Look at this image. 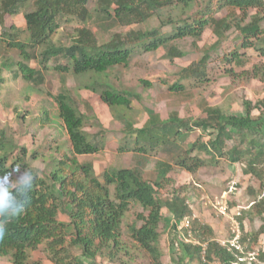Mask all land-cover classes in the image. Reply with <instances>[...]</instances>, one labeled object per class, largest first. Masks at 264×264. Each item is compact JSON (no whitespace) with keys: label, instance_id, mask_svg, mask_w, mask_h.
Wrapping results in <instances>:
<instances>
[{"label":"trees","instance_id":"obj_1","mask_svg":"<svg viewBox=\"0 0 264 264\" xmlns=\"http://www.w3.org/2000/svg\"><path fill=\"white\" fill-rule=\"evenodd\" d=\"M251 11L254 14H250ZM172 12H177L176 17ZM221 12L227 14L218 17ZM20 14L24 27L18 29L12 25L7 30L5 18ZM153 18L157 26L137 27L145 26ZM72 21L82 26L74 29L69 45L54 43L53 37L61 24ZM263 21L264 0H0V43L11 54L0 60V92L9 82L8 74L11 79H20L30 86L44 103L39 105L40 125L44 127L56 121L71 147L70 155L59 145L53 149L54 156L46 161L49 176L40 172L24 213L8 222V232L0 239V260L9 258L11 264H44L29 259L32 252L40 250L50 264H98L97 259L116 264L120 255H129L138 248L145 253L148 264H162L159 250L162 211L166 210L171 221L179 222L192 215L189 202L193 200V195L183 187L173 188L167 198H162V192L169 183L168 174L173 167L194 174L208 165L197 154L210 156L212 163L225 159L230 164H244L243 173L254 177L262 187L264 97L254 104L244 100L241 116L204 105V118L183 119L176 111H171L167 119L161 120L158 114L149 113L143 125L135 128L128 114L133 102L140 97L115 84L110 74L115 68L127 67L132 56L139 52L163 50L169 61L183 58L175 43L187 38L195 43L210 29L216 41L202 50L201 59L179 72V80L207 82L210 53L217 51L230 32H237L240 44L224 56V64L244 68L248 61L239 50L254 49L264 57ZM91 23L130 29L101 42L88 28ZM22 34L25 37H21ZM49 61L55 63L53 70L60 80L54 92L45 86ZM228 73L233 74L231 70ZM243 74L247 79L264 81V64L253 65ZM69 78L77 84L68 86ZM142 83L150 87V82ZM81 90L97 95L103 104L122 116L120 153L132 151L142 158L149 152L161 151L172 158L173 165L156 162L150 179L144 177L143 163L132 168H106L100 177L95 176L91 163L78 160L79 156L95 155L103 148L102 140L97 137L99 131L94 135L87 131L90 125L96 126L97 117L81 110V106L90 110L87 102L79 100ZM169 91L181 94L185 89L177 83ZM254 111L258 116L252 115ZM23 112L17 108L16 118H23ZM193 130L200 131L207 140L189 143L185 150L174 145L176 138L183 141L186 133ZM53 141L57 142V138ZM24 144L7 136L0 128V170L31 166V162L41 156L40 150L29 152ZM52 187H56L57 193ZM257 198L251 213L260 217L264 214V190ZM133 205L140 206L146 215L137 216L139 227L133 225L128 229L130 244H127L123 218ZM61 215L66 216V222L60 220ZM193 227L199 233L197 237L208 240L213 236L209 226L198 224L196 220ZM169 232L176 264H232L236 261L234 252L214 239H209L202 259L199 246L179 241L173 224ZM241 241H246V234ZM77 249L79 255H74ZM263 256L261 254V259Z\"/></svg>","mask_w":264,"mask_h":264},{"label":"rangeland","instance_id":"obj_2","mask_svg":"<svg viewBox=\"0 0 264 264\" xmlns=\"http://www.w3.org/2000/svg\"><path fill=\"white\" fill-rule=\"evenodd\" d=\"M176 13L172 12L175 17ZM226 14L227 12H221L217 16L224 17ZM250 14H254V11H251ZM12 25L18 29L24 27L22 14L5 18L7 30ZM157 25L156 18H153L145 26L137 27L143 29V27L148 28ZM81 26L73 21L61 24L58 33L53 37L54 43L69 45L74 29ZM88 28L95 34L96 39L101 42L108 40L112 35L125 34L130 29L113 26L112 24L109 26L107 23L104 25L91 23ZM261 28L264 29V21L261 23ZM237 35L235 31L228 33L218 46L217 51L210 53L206 69L207 82L201 83L193 79L179 80V72L182 68L201 59L203 56L202 50L216 41L210 29H206L200 40L195 43L189 38L175 43L184 54L183 58H175L173 61H169L165 59L163 50L148 54L139 52L132 56L127 67L115 68L110 74L111 80L140 97V100L133 102L128 114V116H132L134 127L140 128L149 113L158 114L161 120L167 119L171 111H176L179 117L183 119L204 118L205 114L202 111L204 105L219 107L226 114L244 115L242 108L244 100H249L254 104L264 97V81L253 78L247 79V76L243 73L250 70L253 65H263L264 57L259 56L254 49L239 50L240 53L245 54L248 61L244 68L233 64H224L222 62L224 56L234 51L240 44ZM21 37H25V35L22 34ZM4 38L7 37L4 36ZM8 55L11 54L4 50V44L0 43V60ZM46 65L48 69L45 71L47 80L45 86L47 90L54 92L60 82L53 70L55 63L49 61ZM228 70H231L233 74H229ZM6 77L9 78V82L4 85L0 92V128L5 130L7 136L14 138L21 144L25 143L29 152L36 149L40 150L41 156L36 161L31 162V166L39 169L42 175L49 176L50 170L46 167V161L54 156L53 149L59 145L65 153L70 155L71 147L66 133L56 121H51L44 127L41 126L38 119L41 115L39 105L44 104L42 98L34 93L35 91L33 92L29 88L30 86L22 80H13L9 74ZM142 81L150 82V87L143 85ZM177 83L184 86V93L177 94L169 91V88ZM76 84L72 78L67 80L68 86H75ZM78 95L79 100L87 102L90 109L81 106V110L86 115L93 113L94 117H97L96 126L90 125L87 131L91 135L99 131L97 137L103 142V148L97 154L78 157L80 162H88L93 165L95 176L100 177L106 168H132L137 163L141 165L143 163L144 177L150 179L154 174L153 169L156 162L165 161L173 165L172 158H167L165 153L161 151L149 152L143 155V159L136 152L120 153L118 146L122 143V128L124 126L122 116L116 110L103 104L99 97L93 93L81 90ZM17 108L24 111L23 118H16ZM252 115L258 116V112L254 111ZM262 122L264 125V119ZM55 138H57V142L53 141ZM128 139L131 140L132 137H128ZM201 139L205 141L207 137L202 135L200 131L193 130L186 133V138L183 141L176 138L174 145H180L181 149L185 150L189 143ZM193 155H196V153L194 152ZM197 156L205 160L208 165L194 174H188L173 167V170L168 174L169 183L166 184L162 192V198H167L173 188L176 190L182 187L186 188V191L193 195V200L189 204L192 207L191 212L194 220L198 224L209 226L213 231V236H209L208 239L217 241H226L232 234L231 221L219 215L214 208L218 204L227 202L230 217L237 212H241L236 221L239 224L241 237L246 234V241L242 242L245 256L248 257L247 255L253 254L255 258L251 264H264V256L262 259L260 257L261 254L264 255V214L259 217L255 213H251L253 204L258 200L257 196L261 190H264V181L261 187L254 177L244 174L245 165L242 163L230 164L225 159H217L212 163L210 156L204 154H197ZM145 158L146 160H144ZM262 170L264 178V166ZM229 182L237 184V191L234 195L225 196L224 198L223 193L226 191ZM52 189L57 193L56 187H52ZM207 202H210L211 205ZM162 213L164 221L159 228L161 263L176 264L173 253L175 247L172 246L169 237L171 236L169 230L172 225V217L166 210H163ZM138 215H146V213L142 211L140 206L133 205L123 218V232L127 244H130L128 229L133 225L140 226V222L137 221ZM60 220L66 222V216L61 215ZM178 239L180 241V237ZM74 255H79L78 249L74 251ZM119 258V262L116 264H148L145 253L138 248L130 251L129 255H120ZM29 259L50 264L46 260L45 254L40 250L32 252ZM0 261L2 264H11L9 258H3ZM97 263L110 264L100 259H97Z\"/></svg>","mask_w":264,"mask_h":264},{"label":"clouds","instance_id":"obj_3","mask_svg":"<svg viewBox=\"0 0 264 264\" xmlns=\"http://www.w3.org/2000/svg\"><path fill=\"white\" fill-rule=\"evenodd\" d=\"M39 175V169L31 166L0 170V239L8 232V222L24 213Z\"/></svg>","mask_w":264,"mask_h":264},{"label":"built area","instance_id":"obj_4","mask_svg":"<svg viewBox=\"0 0 264 264\" xmlns=\"http://www.w3.org/2000/svg\"><path fill=\"white\" fill-rule=\"evenodd\" d=\"M236 187L237 184L235 182H229L226 191L223 193V197L225 198V196L234 195L237 191ZM207 203L211 205L210 202ZM191 208L192 207L190 206V209ZM214 208L216 209L219 215L224 216L231 221V229H232V234L228 240L226 241L215 240V242H217L220 246L226 247L228 248V250L234 252L236 261L232 264H243L245 262L251 264L252 260L255 257L253 256V254L247 255L248 257L245 256L244 246L241 241L239 224L236 221V218L241 215V212H237L234 216L230 217L229 207L227 202L218 204ZM193 220L194 217L191 215L184 217L179 222H175L173 220L172 224L175 226L176 231L179 233L180 241L183 242L184 244H192L199 246L202 252V259H204V255L207 250V244L209 243V239L206 240L200 236L199 237L196 236L199 233L193 227Z\"/></svg>","mask_w":264,"mask_h":264}]
</instances>
